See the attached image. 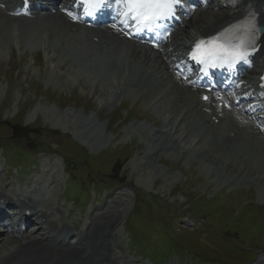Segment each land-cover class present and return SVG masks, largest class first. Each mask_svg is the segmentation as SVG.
<instances>
[{"label": "bare ground", "instance_id": "1", "mask_svg": "<svg viewBox=\"0 0 264 264\" xmlns=\"http://www.w3.org/2000/svg\"><path fill=\"white\" fill-rule=\"evenodd\" d=\"M221 5H224V3ZM262 7H264V0H252L248 7H241V11H237V13L232 11L238 10V8H233L231 11H220L212 14L207 13V17L205 18L203 16L193 18V20H196L195 27H191L192 29L190 31L186 29L183 31V34L186 36L187 40H190V38L192 39L197 34L212 33L224 23L230 22L241 15L244 17L252 8H255L256 12L259 14V26L264 27V14H260ZM193 20H190V22ZM13 24L14 26L17 24L16 30ZM68 28L62 16H52L50 19L42 18L25 22L20 19H11L0 11V52H3V48L7 46L10 47L11 43L19 48L23 46L22 44L26 37L35 35H37L39 43L37 45L40 48L42 47L40 44L41 37L44 35L43 37L49 41L48 45H43L44 52L49 61V73L54 75L60 84L70 91L77 85L88 88L89 91L95 94L99 105L105 104L107 101L109 103L113 102V97L109 92H105L104 88H102L99 83H94L96 80L94 75L98 74V78L104 80L108 73L109 75L111 74L113 67H115L117 63L116 79H121L122 81L117 82L115 88L121 90L122 96H128L134 99H136L137 96L147 98L149 92L152 91L156 93V96L148 98V103L144 102L146 105L144 109L153 108L154 113H156V110H161V112L166 111L167 113L168 111L171 112V114L168 113V117L165 116L164 118L156 113V118H158V120H163V126L159 128L162 131L163 135L161 138L163 137V139H161L162 142L158 144V148H161V146L167 148L168 146H164L163 142L171 140L168 145L177 147V150L180 149L182 153L192 151L190 157L187 159L189 163L193 160L194 153L199 152V156L206 158L212 157L216 167L220 172L223 171L225 175L230 166L244 169L249 164L252 165L255 170H260L262 173L264 172V141L260 139L257 130L251 127L248 131L240 120L236 118L229 120L224 116L218 117L219 113L214 110L213 113L216 116L212 117H215L219 124L217 126L214 125V121H212L211 117L208 123L210 128L214 129L217 134H208L207 131L202 132L198 129L193 119L197 118L196 115H198L202 120H206L207 116L201 115L199 111V109L204 106H200L199 99L194 93L183 90L174 81L170 82L168 80L167 69H165L166 65L162 56L152 60L149 53L141 52L136 46L127 45L128 47L124 60H120L119 58L116 59L113 55H104L106 59L105 62L98 63L95 67L93 66V70L90 69L93 74L82 75L78 70L81 68L79 63L89 58V54L82 49V46L72 40ZM98 34L102 41L109 43L111 48L108 49V52H118L116 44H124L126 42L117 32H113L110 29L99 31ZM32 43L35 44L34 41H32ZM260 43L261 48L256 63H259V58L264 57V34L261 36ZM185 46L186 42H184L181 47ZM76 49L83 54L75 53ZM173 49L178 52L180 47H173ZM32 50L36 51L35 45ZM66 50H69V52ZM59 51L61 52L60 58L57 57L58 61L55 62L56 54ZM118 53H121V48ZM72 55L74 56L73 61L68 60L67 56L70 57ZM129 55L136 57L134 62H130L131 57H128ZM98 59L99 58L95 61ZM54 62L55 65H53ZM61 64L65 66L63 70L64 73L56 74V69L59 68ZM110 65L113 67H110ZM256 66L257 64H255L252 74H254ZM137 68L147 70H139ZM108 70L110 71L108 72ZM153 76L157 79L163 76V79H158L160 82V89H158V82L154 80ZM85 78H90L93 83L90 81L88 84L83 83L82 80ZM240 80L244 82V86L247 88L251 87L253 84H257L252 75L242 77ZM49 83L51 84V82H48V84ZM167 84H171L173 89H168ZM117 101L119 100L115 99V102ZM96 113L100 115L99 112ZM148 121H150V119ZM62 122L68 126L67 120H63ZM187 133H192L193 136ZM231 134H234L233 137H231ZM153 138L150 136L152 141H156L159 137ZM156 151L157 145L147 146L144 152L145 157L150 158ZM223 154H227L230 157H226ZM234 157L239 158L242 164L238 165L233 160ZM199 166L202 168V171L205 169L202 164ZM212 169H215V167H212ZM246 178L250 179V181L253 180V183L263 181L262 179L245 173L244 179L237 181L236 178L233 180V183L237 181L236 183L240 184L246 181ZM0 201L2 202H0L1 209L6 208L5 206H13V204L16 203L23 205L20 214L23 215V212L29 210L31 216L27 218V221L30 224H35L37 229L34 234L27 235L23 241L21 238L16 239L13 237L11 239H9V237L2 239L0 241V264H99L98 261H111L113 262L112 264H130V262H116V260L112 258V247H114L112 233L115 230V226L117 228L121 213L115 212L114 214L108 215V213L104 212L97 213L98 211L104 210V208L95 209L90 215L85 228L80 231L79 240L73 245H68L56 243L49 237V234L52 232L70 233V229L65 225H58L52 220L53 211L50 204H39L31 200V198L25 197L22 192L3 193L1 190ZM110 204L115 203L111 201L107 204V207ZM11 219L12 218H10L9 221H11ZM99 224L102 226L103 230L101 235L96 234V227ZM46 245L47 248L45 247Z\"/></svg>", "mask_w": 264, "mask_h": 264}, {"label": "rangeland", "instance_id": "2", "mask_svg": "<svg viewBox=\"0 0 264 264\" xmlns=\"http://www.w3.org/2000/svg\"><path fill=\"white\" fill-rule=\"evenodd\" d=\"M32 41L31 37H26L22 44L23 46L20 45L21 47L17 48L10 45V47L3 48V52H0V120L4 123H13L18 117L23 126L35 128L34 135L38 136L32 135L31 138H28L27 134H24L23 128L13 130L12 127L7 126L8 128H5L0 123V141H2V144L12 141L33 152L30 163L32 166L37 165L40 173L44 174L33 179L40 182L36 185L38 197L45 200L56 199L55 189H51V187L55 185L57 187V185H62L66 181L63 162L54 157L44 156L45 154L42 153L43 142L50 145L55 141L47 133L39 135V130L42 128L47 131H59L62 135L69 137L61 139V141H71L73 143H71L72 146L75 148H79L95 157H101V160H104L105 152L109 151L115 155V153L127 150L130 158L117 161L111 169V175L109 177L99 175L102 181L98 179V182L105 186L110 183H115L116 185L123 183L128 190H130L129 187H135L145 194L158 196L164 203L163 209L168 211L167 218L169 216L173 218L169 223L172 224L174 229L183 231L178 229L179 226L184 224V218H181L179 213H183L184 211L191 215L196 213L195 209L186 205V198L195 199L196 202L204 201L207 204H218L219 208L223 209L224 216H231L232 219L244 216L243 212L234 213L235 209L241 204L245 206L243 202L247 200L257 202L258 196L249 190L247 191V189H245L247 192L241 189L239 190L241 192L238 193L230 192L229 187L224 189L220 187L222 190L218 191L219 187L216 186V182H212L213 180L204 172H200L196 164L187 162L188 154H180L178 156L173 153L165 155L160 150H157L153 156L145 159L144 152L146 151L147 144L144 134L146 133L143 134L141 130L139 132L131 130L135 126V122L127 124L126 122L120 123L119 121H122L127 113L129 117L134 118L133 121L135 119L144 120L146 123L156 125L155 127H162L163 120H158L152 110H144V107L141 106L142 101H133L127 98L121 105L114 106V108L112 106L111 108L108 102L99 105L95 94L86 87L77 85L71 91L66 87H62L57 78L49 73V63L42 50L35 46L37 50L35 53L32 52V48L35 45ZM53 64L55 65V62ZM58 73L63 74L64 72L63 70L56 69V74ZM48 82H51V84H48ZM106 85L107 83L102 82L103 88ZM96 112L100 113V119L95 117ZM67 113L71 114L67 117L72 125L66 128L60 118L66 116ZM14 117L15 119H13ZM89 117L94 118L95 122L90 124L89 129H85L82 124ZM149 119L151 122L147 121ZM108 121H111L112 124L111 122L108 124ZM147 126L149 127V125ZM10 131L14 132L12 137ZM128 131H134L131 134L132 137L130 136L131 138H128ZM96 134H98V147L90 143L97 138ZM17 136L18 138H14ZM61 141H57L59 143L57 149L54 144L50 148H54V152H61ZM167 143L168 141L165 142V144ZM104 147L106 150L103 149ZM36 152L42 154L38 156L35 154ZM0 153L2 152L0 151ZM3 153L5 154V152ZM147 160H151L159 171L145 168L144 165ZM87 161L91 163L96 162L94 158L87 159ZM134 164L138 166L135 167ZM103 167L100 168L101 171L105 169ZM73 168H76V166ZM232 168L229 169L231 174H233L235 169H238L237 171L239 172H245L264 180V172L255 170L250 164L244 169ZM119 172H122V178H119ZM1 176L0 172V178ZM81 176L85 177L84 169L81 171ZM89 178L93 179L92 176H89ZM117 190L115 188L110 193L104 191L96 201H103L104 203L106 197L112 196ZM128 190L126 191V196L123 197V200H127L128 202L127 205L122 206L124 212L130 211L132 208V197ZM243 206L242 210L245 211L246 208ZM214 211V209L211 210L212 213ZM142 214H145L143 208ZM215 218L216 220L220 219V215H216ZM211 220L210 218L207 221L210 222ZM211 224L214 228V230H211L212 233L214 231L221 233L227 230L223 229L222 231V227L218 222H212ZM262 225H258L261 229L260 233H264ZM245 226V224H241V226H235L234 228V231H237L239 236L238 241L246 246H255L260 243V245L264 246V236H258V233L253 229L245 231ZM181 234L184 235V238L187 237L192 240V236L189 233ZM181 234L179 235L181 236ZM197 242L200 243L199 241ZM230 244L232 243L225 242L221 245V249L234 251L236 249L235 246H238Z\"/></svg>", "mask_w": 264, "mask_h": 264}, {"label": "snow or ice", "instance_id": "3", "mask_svg": "<svg viewBox=\"0 0 264 264\" xmlns=\"http://www.w3.org/2000/svg\"><path fill=\"white\" fill-rule=\"evenodd\" d=\"M110 3L115 5L119 25L134 28L140 33L155 31L165 21L175 17L182 0H79L84 14L88 16ZM68 14L73 19L78 18L71 12ZM259 32L254 17L245 18L214 36L198 40L189 56L202 66V70L232 68L239 62L248 63L249 56L256 50Z\"/></svg>", "mask_w": 264, "mask_h": 264}]
</instances>
